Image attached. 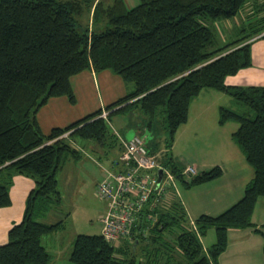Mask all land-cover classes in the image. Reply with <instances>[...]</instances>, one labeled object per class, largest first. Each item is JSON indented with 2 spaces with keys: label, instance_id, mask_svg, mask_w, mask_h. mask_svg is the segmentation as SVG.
Returning <instances> with one entry per match:
<instances>
[{
  "label": "trees",
  "instance_id": "1",
  "mask_svg": "<svg viewBox=\"0 0 264 264\" xmlns=\"http://www.w3.org/2000/svg\"><path fill=\"white\" fill-rule=\"evenodd\" d=\"M247 8L254 20L228 42H222L207 23L231 19ZM85 9L93 18L100 14L109 27L96 32L94 27L81 26L76 16ZM261 34L264 39V0H141L131 9H126L124 0L108 6L103 0H0V207L11 203L9 189L15 174L36 181L23 219L9 230V241L0 245V264H49L51 255L42 238L63 222L37 218L61 201L57 173L70 155L77 156L78 139L93 141L108 158L115 149L121 153V134L110 125L114 116L130 117L131 110L137 111L145 130L156 132L155 117L163 108L168 140L166 150L160 152L166 151L167 160L161 164L174 174L175 182L190 188L221 176L223 170L216 165L187 179L185 167L170 150L178 129L189 119L192 99L206 88L230 94L241 107L221 106L219 122H238L233 139L254 169L243 196L217 215L203 213L193 219L177 186L163 199L152 193L131 236L120 239L129 246L110 243L102 233H80L70 260L74 264H219L230 230L253 228L264 235V224L253 220L257 202L264 197V84L226 83L228 76L253 65L252 39ZM89 69L111 70L133 90L104 109L45 134L37 119L40 108L58 96L75 103L71 78ZM154 201L155 209L148 212ZM212 228L216 240L205 247L203 239ZM137 241L142 243L138 250ZM176 252L181 253L179 260Z\"/></svg>",
  "mask_w": 264,
  "mask_h": 264
},
{
  "label": "rangeland",
  "instance_id": "2",
  "mask_svg": "<svg viewBox=\"0 0 264 264\" xmlns=\"http://www.w3.org/2000/svg\"><path fill=\"white\" fill-rule=\"evenodd\" d=\"M140 1L124 0V4L126 9H131ZM103 2L104 6H108V4H113L114 0H103ZM254 18L247 8L231 19L214 23L208 21L207 23L215 28L222 42H228L241 36L243 32H240V28L247 26ZM76 20L84 28L94 27L96 32H102L109 27L107 21L104 22L100 14L93 18L87 9L82 14L77 15ZM102 23H106V26ZM221 106L233 110H240L241 108L230 94L214 88L203 89L199 96L193 98L190 104L189 121L186 126L182 125L178 129L170 149L171 155L181 167L184 166L181 159L184 157L187 159L186 161H191L200 168L210 169L219 163L223 164L221 166L222 175H254L253 167L246 161L243 151L232 136L239 126L238 122L234 120L222 124L219 122ZM199 111H202V115ZM138 113L131 110L129 115L131 117L136 116L137 118L133 117L136 122L130 127H118V130L122 132L125 138H132L135 134H140L146 139L147 145L153 148L152 154L157 160L160 163L166 161V151L160 153L166 150L168 140L165 130L166 113L164 109L161 108L156 114V132L145 130L143 124L140 123L141 114ZM116 124V126L120 125L117 120ZM75 146L79 151L77 156L70 155L57 173L61 201L37 218L39 221H48V223H55L60 220L63 222V226L56 232L47 234L42 238L43 245L51 255L49 264H74L70 260V256L75 236L80 233L101 234L102 218L107 210V203L101 200L96 193V182L101 181L104 170L110 166L112 160L118 157V150H113L108 158L99 147L96 148L93 141L78 139ZM169 170L166 167L168 173ZM175 186L179 188L180 193L188 189L178 181L175 182ZM261 199L257 202L256 211L262 205L260 204ZM262 210L264 211V209ZM211 231L215 232V229L212 228ZM209 239V236L204 237L205 246L213 244ZM176 254L179 260L182 257L181 253L176 252Z\"/></svg>",
  "mask_w": 264,
  "mask_h": 264
},
{
  "label": "crops",
  "instance_id": "3",
  "mask_svg": "<svg viewBox=\"0 0 264 264\" xmlns=\"http://www.w3.org/2000/svg\"><path fill=\"white\" fill-rule=\"evenodd\" d=\"M252 41H254L252 45L253 65L242 69L235 75L228 76L226 79L227 84H264V39L257 36ZM71 84L76 95L75 103H72L67 96L52 97L38 111L37 119L45 134H48L53 128L65 127L98 109H104L108 104L124 97L133 90L131 83L125 82L122 77L108 69L102 71L85 70L73 76ZM200 113L202 115V111ZM133 117L137 118L136 116ZM133 117L114 116L110 124L113 131L124 136L118 130V127H130L131 124L136 122ZM115 119L120 124L119 126H116ZM186 123L183 126H186ZM181 159L184 162V167L191 165L196 168L197 172L207 169L195 166L191 161H186L187 159L184 157ZM219 165L221 167L223 164L219 163ZM253 176L221 175L213 180L192 186L184 192H179V195L191 218H197L203 213L217 215L243 196L245 186ZM35 187L36 181L34 178L23 174L13 176L9 189L11 203L8 206L0 207V245L9 241V230L23 219L27 197ZM261 200L260 209L258 211L255 209L253 215L254 223L259 226L264 224L263 197ZM211 230L208 231L209 234L207 233L206 236H209V241L214 243L216 233ZM119 243L123 247L129 246L125 239H122ZM140 246H142V243L138 244L137 241L135 244L136 249L138 250ZM263 246L264 235L253 228L230 230L229 245L226 251L221 254L219 264H264Z\"/></svg>",
  "mask_w": 264,
  "mask_h": 264
},
{
  "label": "built area",
  "instance_id": "4",
  "mask_svg": "<svg viewBox=\"0 0 264 264\" xmlns=\"http://www.w3.org/2000/svg\"><path fill=\"white\" fill-rule=\"evenodd\" d=\"M107 114L104 112L102 116L107 117ZM119 138L122 151L104 170L101 181L96 185L98 197L107 203L101 233L106 241L117 245L122 237L131 236V228L152 193L157 199H163L170 188L176 187L174 174L170 170L168 173L150 152L144 137L135 134L132 138L122 135ZM160 168L163 169L161 181L158 180ZM196 173V168L191 165L183 170L187 179ZM156 201L148 205V212L155 209Z\"/></svg>",
  "mask_w": 264,
  "mask_h": 264
},
{
  "label": "water",
  "instance_id": "5",
  "mask_svg": "<svg viewBox=\"0 0 264 264\" xmlns=\"http://www.w3.org/2000/svg\"><path fill=\"white\" fill-rule=\"evenodd\" d=\"M262 35H263V34H261V35H259V36H262ZM162 177H163V169L160 168V169L158 170V180L161 181Z\"/></svg>",
  "mask_w": 264,
  "mask_h": 264
}]
</instances>
